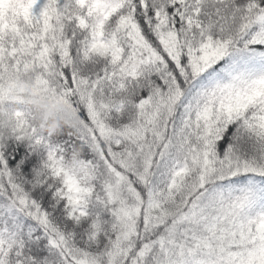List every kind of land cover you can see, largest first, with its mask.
<instances>
[{
	"label": "snow or ice",
	"instance_id": "obj_1",
	"mask_svg": "<svg viewBox=\"0 0 264 264\" xmlns=\"http://www.w3.org/2000/svg\"><path fill=\"white\" fill-rule=\"evenodd\" d=\"M0 264H264V0H0Z\"/></svg>",
	"mask_w": 264,
	"mask_h": 264
},
{
	"label": "clouds",
	"instance_id": "obj_2",
	"mask_svg": "<svg viewBox=\"0 0 264 264\" xmlns=\"http://www.w3.org/2000/svg\"><path fill=\"white\" fill-rule=\"evenodd\" d=\"M40 120L46 121L49 125V131L52 134H58L64 127H74L71 117L63 111L54 112L41 105L34 109Z\"/></svg>",
	"mask_w": 264,
	"mask_h": 264
}]
</instances>
